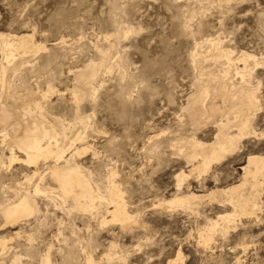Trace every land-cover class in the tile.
<instances>
[{"label":"rangeland","instance_id":"374dc122","mask_svg":"<svg viewBox=\"0 0 264 264\" xmlns=\"http://www.w3.org/2000/svg\"><path fill=\"white\" fill-rule=\"evenodd\" d=\"M0 32L31 34L45 48L10 66L8 104L19 113L28 105V117L41 121L36 100L46 127L59 119L66 128L60 144L74 146L67 157L78 150L72 160L95 181H114L133 217L121 224L111 220L112 205L75 211L37 194L33 215L6 221L0 212V264H43L45 256L50 264H264V176L255 210L230 222L220 219L233 212L227 195H209L238 184L250 155L264 157V0H0ZM207 40L233 53L229 89L242 70L257 108L236 148L203 171L199 158L187 163L182 152L191 138L213 142L214 123L224 119L202 117L194 126L184 110L195 81L226 66L223 59L194 65L192 53H208ZM242 52L252 56L245 64L237 60ZM107 62L116 65L110 72ZM89 64L95 74L79 85L75 74ZM77 86L86 95L74 104ZM14 151L10 162L0 143V208L13 191L33 194L38 182L34 165ZM52 164L40 160L37 170ZM191 192L200 198L190 208L166 203ZM214 221L219 226L204 242Z\"/></svg>","mask_w":264,"mask_h":264},{"label":"bare ground","instance_id":"6f19581e","mask_svg":"<svg viewBox=\"0 0 264 264\" xmlns=\"http://www.w3.org/2000/svg\"><path fill=\"white\" fill-rule=\"evenodd\" d=\"M32 39V35L27 33L12 35L0 32V52L2 53L0 61V143L8 150V159L10 162L17 159L14 154V149L22 152L25 156V161L28 164L34 165L35 171L32 175H37L38 178V182L33 185V194L26 188H23L24 190L22 191H13L14 200L8 203L6 202V204L0 208L2 216L6 221H14L22 217L33 215L38 205L36 204L37 201H35L34 196L43 194L47 198L50 197V200L53 199V197L55 199L57 198L61 206L67 205L71 210L73 209L75 211H93L103 205L105 211L108 212V205H112V211L110 212L111 220L121 224L129 223L130 220H133V217L126 211V204L123 201L119 190L120 188H118L114 181H109L106 186L95 181L91 173L89 174L86 172L80 164L72 160V158H74L73 155L75 153L78 154V150H75L67 157V154L73 150L74 146L73 142H68L69 145L67 148L66 144H60L59 140L65 136L66 128L60 125L59 119L57 120L58 124L49 122V127H46V123H44L46 121L45 108L43 109L44 106L34 99L33 106L39 110L38 117L41 121L35 118L32 119L30 118L31 116L28 117L30 112L28 111L30 110L28 105L26 107V105L22 103L23 105L20 107L22 108L20 112L22 117H19L20 113L16 111L17 109L15 110V107L8 104L7 100L8 97H10V91L12 89V81L9 79L10 66L15 65L19 56H27L29 54L36 55L37 52L39 53L40 50L45 49L44 46L36 45ZM207 42L210 46L208 53H200L197 51L192 53L194 65L199 66L202 60L206 59L215 61V63L223 59L226 66L216 71H209L206 80L200 81L198 79L197 82L195 81V86L193 85L195 89L186 99L187 103L184 110L188 114L189 121H191L194 126H199L202 117H205L209 121L216 119V116H222L224 119H219L220 121L216 120L214 123L216 135L213 142L204 143L202 141L192 140L191 138V141L188 143L186 142L187 144L185 146L188 145V147H186L187 149L185 148L186 150L184 149L182 152L187 163L193 164V161L199 158L197 160V169L203 171H206L213 161L220 160L226 153L236 148L241 136L246 133L250 126L251 112L253 108L256 107L255 105H257L254 90L245 86V75L241 73L242 70L236 71V74L241 75L240 83L237 85L232 83L229 89L230 84L228 85L226 80H228L230 76L232 65L235 64L233 62V53L229 50L222 49L220 44L216 41L207 40ZM204 45H206V43ZM104 59L106 60L107 58H103V60ZM249 59H252V56L244 52L237 58V60L242 61L244 64ZM113 63L114 62H110L108 64L107 62V65L104 64L109 72L116 67ZM93 67L94 65L89 64L83 68V70L76 73L75 82L82 85L89 78H92L96 71V69L94 71ZM16 69L17 68L12 67L13 71ZM120 74H122V72ZM78 87L79 86L73 91L74 104L84 99L86 95L85 90H83L82 87ZM209 97L212 98L210 101ZM218 98L223 101V108L218 106L214 100ZM79 121L82 120L79 118ZM232 126L236 128L235 133H231L232 131H230ZM185 146H183V148ZM182 154L180 156H182ZM40 160H51L53 163L46 167L47 171L45 173L38 172L37 170V165ZM263 168L264 157L260 155H250L247 158V165L243 168L242 179L238 184L231 185L226 189H214L209 192V195H211L210 197L217 193L226 194L227 201L233 206L232 213L220 217L222 221L230 222L237 215L249 214L255 210L259 190L263 182L261 181V178L264 176ZM111 175H113V173H111ZM182 176L183 173L177 175L178 178ZM31 179L32 178H30L28 182L33 180ZM50 182H52L53 185H51ZM177 182L179 187L181 180L178 179ZM198 198H200V196L193 192L183 196L176 194L166 203L171 207L180 206L183 208H190L191 203ZM103 222H105V219H103ZM218 226L219 224L217 221L211 223L207 232L201 235L204 242L210 240L211 235ZM4 246V241L0 239L1 249H3ZM42 262L43 264H50L49 257L45 256ZM172 263L174 262H170V264ZM13 264H16V262H13ZM87 264L95 263L91 258H88Z\"/></svg>","mask_w":264,"mask_h":264}]
</instances>
